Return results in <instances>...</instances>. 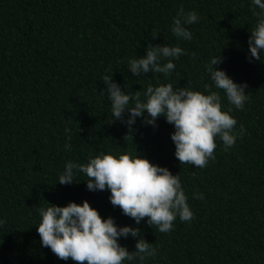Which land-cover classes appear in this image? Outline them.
<instances>
[{
	"label": "trees",
	"instance_id": "trees-1",
	"mask_svg": "<svg viewBox=\"0 0 264 264\" xmlns=\"http://www.w3.org/2000/svg\"><path fill=\"white\" fill-rule=\"evenodd\" d=\"M180 7L198 14L187 26L191 40L170 31ZM254 10L251 0H0V264H77L42 246L36 225L48 202L85 199L102 217L138 227L153 243L157 253L144 264H264V55L247 58ZM149 43L184 49L169 75L137 76L127 68ZM216 55L223 57L218 67L247 84L241 109L205 71ZM106 69L125 92L142 93L158 82L201 91L209 85L220 93L222 109L232 108L235 143L225 148L217 138L215 158L203 168L181 164L173 125L163 116L155 125L139 117L128 126L127 112L113 120L106 93L101 96ZM101 152L141 155L178 174L191 221L177 217L170 231L159 232L147 218L136 225L113 206L107 189L87 190L84 174L71 184L57 182L66 161L85 163ZM137 239L119 243L134 251Z\"/></svg>",
	"mask_w": 264,
	"mask_h": 264
},
{
	"label": "clouds",
	"instance_id": "clouds-1",
	"mask_svg": "<svg viewBox=\"0 0 264 264\" xmlns=\"http://www.w3.org/2000/svg\"><path fill=\"white\" fill-rule=\"evenodd\" d=\"M258 11H253L256 22L248 37L249 62L261 60L264 55V0H251ZM199 19L195 10L185 11L180 7L172 18L170 31L177 39L191 40L192 33L188 25ZM157 33H153L155 38ZM184 53L179 45L149 43L146 54L128 60L127 68L132 74L161 73L167 76L175 68L173 61ZM195 55V54H193ZM223 62L220 55L212 56L205 64V71L212 86L222 90L230 105L241 109L248 99L245 94L247 84L235 82L227 72L218 67ZM101 77L110 101L113 120L121 119L127 112L126 123L133 125L136 119L143 117L144 122L155 125L163 116L173 125L171 140L175 145L174 156L181 164H194L203 168L209 159H214L215 140L223 142L225 148L231 147L236 140L233 134L236 120L230 113L232 108L222 109L221 95L217 91L192 90L190 87H173L171 82L147 85L143 92H125L113 75ZM65 132L70 129L65 128ZM77 173L84 174L86 188L89 191L105 190L110 193L108 199L118 206L122 213L139 225L142 220L157 231L168 232L173 221H191L193 211L178 174L165 166L150 162L146 157L130 152H101L89 156L85 163L68 160L58 174L59 184H71L76 181ZM194 199H202V194H193ZM40 221L36 231L42 246L48 247L59 259L69 258L77 264H144L147 258H154L157 248L140 235V229L131 225L120 226L112 216L102 217L88 200L81 203L70 201L64 206L49 203L38 209ZM5 220L0 218V225ZM129 235L139 239L135 250L129 251L119 243L121 237Z\"/></svg>",
	"mask_w": 264,
	"mask_h": 264
}]
</instances>
